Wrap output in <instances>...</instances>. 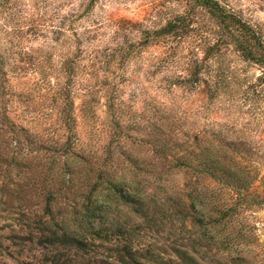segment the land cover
Listing matches in <instances>:
<instances>
[{
    "label": "rangeland",
    "instance_id": "1",
    "mask_svg": "<svg viewBox=\"0 0 264 264\" xmlns=\"http://www.w3.org/2000/svg\"><path fill=\"white\" fill-rule=\"evenodd\" d=\"M217 1L264 35V0ZM9 2L0 18V264H128L120 256L127 245L157 259L138 258L141 263L180 264L170 251L191 246L203 235L186 191L196 183L213 198L219 194L213 182L167 166L168 156L158 151L169 153L176 145L232 144L237 157L254 153L259 174L253 189L264 193L260 68L230 47L211 59L204 76L208 89L173 85L189 41L211 36V22L201 10H195L198 26L174 61L163 63L168 45L147 33L182 14L187 0ZM17 30L23 33L19 44L6 37ZM27 57L33 60L32 71L8 73L13 64L28 67ZM68 81L74 123L67 128L53 100ZM66 138L72 139L75 153L84 155L83 161H68L73 178L43 177L47 167L59 170L62 160L39 145ZM100 169L103 181L133 177L144 199L141 217L118 190L111 193L97 181ZM95 183L102 186L98 205L95 198L89 201ZM44 189L55 197L48 215ZM121 189L129 192L126 186ZM246 217L257 228L251 249L258 255L264 249V208ZM91 228L103 229L108 237L89 236ZM63 234L83 235L89 246L81 250L53 236ZM208 255L217 257V252L212 248Z\"/></svg>",
    "mask_w": 264,
    "mask_h": 264
},
{
    "label": "trees",
    "instance_id": "2",
    "mask_svg": "<svg viewBox=\"0 0 264 264\" xmlns=\"http://www.w3.org/2000/svg\"><path fill=\"white\" fill-rule=\"evenodd\" d=\"M1 1L0 18L7 14L4 6L10 4L9 0ZM187 1L189 7L182 14L175 15L166 20L159 28L147 33L151 38L163 40L168 45L163 63L165 61L172 63L177 56L179 47L193 32V27L198 26L195 10H201L210 20L212 27L211 36L203 42L198 40L189 41L185 52L184 65L181 69L174 70V72L179 71L173 81L174 86L196 88L199 85H206L208 89V82L204 76L208 71L211 59L220 55L222 50L230 47L245 62L259 67L262 76H264V35L261 31L243 20L236 13L228 10L217 0ZM10 10L11 14L15 13L13 7ZM18 34L21 35L19 36ZM12 36L19 44L18 40L23 37V33L21 30H17L16 34L15 32H9L6 37L11 38ZM11 44H14V41ZM113 59H115L114 56ZM27 60L29 64L26 63ZM24 62L28 67H24V65H19V67L13 64L9 67L8 73L19 76V73L32 71L33 60L27 57ZM182 74H185V76ZM68 83H65V88H61L57 98L53 100V107L59 109L64 125L67 128L74 123L72 115L74 103L71 99V92L67 90V85H69V88L72 85L70 81ZM47 86L50 88L51 84L47 83ZM84 105L86 103L82 104V107ZM67 138L63 143L52 142L48 146L44 143L39 145L40 151H48L53 156L57 154V159L59 157L62 160L59 170L47 167L43 177L62 175L64 179L66 176H68V180L73 178L72 173H69L67 168L69 166L68 161L72 158L83 161L84 155L83 153H75L72 139L70 138L71 140H69ZM163 151L164 149H162ZM160 152L158 151L161 157L164 156L166 158L168 156L169 164L167 166L171 170L178 172L191 171L197 181L209 180L213 182L218 187L219 194L217 198H213L209 190L204 187H195L196 183L192 186L190 185V190L186 191L185 195L186 202L199 213L197 226L202 230L203 235L197 243H191V246L184 247V249H172L170 254L180 264H264V257L261 258L262 254L264 256V249L258 255H254L251 249L253 243L256 242L257 228L246 217L247 212H251L255 208H264V193L256 192L253 189L259 174V168L253 164L255 161L254 153H251L249 157H244L243 154L237 157L232 144H225L220 147L210 143L205 145L203 142H200V144L196 142L186 144L185 148L181 145H176L169 153L167 151ZM55 164L57 165L56 161L50 162L47 166H54ZM129 166L131 168V165ZM263 166L261 165L260 168H263ZM97 175V181L101 180L102 184L105 182L108 191L111 193L118 190V196L123 200L124 204L128 205L135 215L141 217L144 199L138 193V190L135 189L133 177L126 180L125 176L120 175L117 179L103 181L104 177L102 175H104V172H101V169ZM101 183L100 185L95 183L89 191V201L91 198H95L93 202L95 205L101 202L99 201L102 192ZM125 186L129 192H123L121 187ZM42 197L43 212L44 215H48L52 209V202L55 200L54 193L47 189L42 193ZM91 210L96 212L95 207L91 208ZM205 234L210 235L205 237ZM53 236L54 238L58 237L57 240L59 242L72 245L81 250H85L89 246L87 238L83 235L63 234L61 236ZM89 236L107 238L108 234L103 229L96 230L91 228ZM212 248L216 250L217 257L208 255ZM147 254L139 255L133 251L131 245H127L122 248L120 256L121 260L128 264H144L138 258L149 262L157 260Z\"/></svg>",
    "mask_w": 264,
    "mask_h": 264
}]
</instances>
